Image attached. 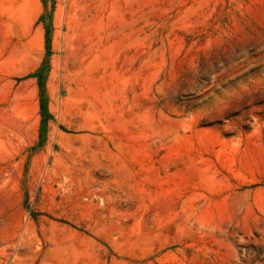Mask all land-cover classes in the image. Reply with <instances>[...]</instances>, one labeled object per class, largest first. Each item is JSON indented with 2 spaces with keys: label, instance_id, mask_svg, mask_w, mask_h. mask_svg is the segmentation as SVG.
<instances>
[{
  "label": "rangeland",
  "instance_id": "374dc122",
  "mask_svg": "<svg viewBox=\"0 0 264 264\" xmlns=\"http://www.w3.org/2000/svg\"><path fill=\"white\" fill-rule=\"evenodd\" d=\"M0 264H264V0H0Z\"/></svg>",
  "mask_w": 264,
  "mask_h": 264
},
{
  "label": "trees",
  "instance_id": "16d2710c",
  "mask_svg": "<svg viewBox=\"0 0 264 264\" xmlns=\"http://www.w3.org/2000/svg\"><path fill=\"white\" fill-rule=\"evenodd\" d=\"M53 1V0H52ZM43 4L45 5V0H42ZM44 16L41 15L39 17V20L43 19ZM45 50H46V54L49 51V25L45 26ZM34 75L36 77H38V87H39V91H40V114L42 117V123H45V120L49 117L48 112H47V107H46V96H45V91H44V85H43V77L45 75V69L43 68H39L36 70V72L34 73Z\"/></svg>",
  "mask_w": 264,
  "mask_h": 264
}]
</instances>
